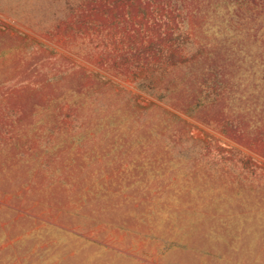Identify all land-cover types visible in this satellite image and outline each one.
I'll return each mask as SVG.
<instances>
[{
  "label": "rangeland",
  "instance_id": "rangeland-1",
  "mask_svg": "<svg viewBox=\"0 0 264 264\" xmlns=\"http://www.w3.org/2000/svg\"><path fill=\"white\" fill-rule=\"evenodd\" d=\"M0 264H264V0H0Z\"/></svg>",
  "mask_w": 264,
  "mask_h": 264
}]
</instances>
